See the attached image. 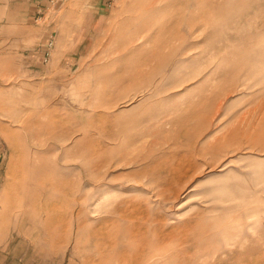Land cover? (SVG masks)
<instances>
[{
    "label": "rangeland",
    "instance_id": "374dc122",
    "mask_svg": "<svg viewBox=\"0 0 264 264\" xmlns=\"http://www.w3.org/2000/svg\"><path fill=\"white\" fill-rule=\"evenodd\" d=\"M47 1L0 18L3 263L81 264L79 222L125 198L171 234L167 264H264V0H188L171 57L120 47L129 0ZM88 143L114 162L80 182Z\"/></svg>",
    "mask_w": 264,
    "mask_h": 264
},
{
    "label": "bare ground",
    "instance_id": "6f19581e",
    "mask_svg": "<svg viewBox=\"0 0 264 264\" xmlns=\"http://www.w3.org/2000/svg\"><path fill=\"white\" fill-rule=\"evenodd\" d=\"M187 1L188 0H129L126 17L124 19L125 22H128V26L123 30L126 36L121 41L120 47H130L133 46L136 39L140 37H142V39H147L153 36L154 38H152L151 43L156 46H163L166 44L165 47L168 50V57H171V52L173 51L169 43L173 37L171 31H179L177 27L178 22L188 23V18H185L184 15L180 16V14L183 13L177 12L179 7L186 4ZM203 1H205V3L209 2V0ZM201 7L206 8L204 4ZM186 8L187 12H189V5ZM176 14H178V18ZM262 26L264 27V19L261 24V27ZM142 33L144 34L142 35ZM157 36H159V39H156ZM185 37L184 34L178 35V38L182 40H184ZM136 48L139 47H134V49ZM153 57L154 54L151 55L149 59ZM167 62L168 61L165 60V63ZM245 63L247 62L245 61L241 65ZM137 74L139 79V81H137L139 84L138 86L142 88L145 85L146 74L143 72H137ZM155 90L156 87L153 91ZM190 105L193 113L196 114L194 106L192 104ZM95 154L99 155V152L91 143L78 147V159L80 158L78 163L80 171L83 174V176L80 175V182L82 177H95L97 175L96 170L99 169L101 165L104 164V167L108 168L111 163L114 162L113 157L107 159L105 156L99 159V156L95 157ZM89 164L92 170H90V174H86L83 169ZM109 183V181L106 182V184ZM122 187L124 186H121V188ZM78 188H80V190L82 188L80 183ZM100 199V197H97L92 207L93 212L98 210L99 205L97 204L101 201ZM140 202L148 207L147 199H142ZM131 204L132 207H129ZM134 204L135 203L127 202L125 198H120L115 205L111 202L107 203L108 206L104 209V216L97 222L87 223L81 221V224L79 222L80 233L78 239L82 242L83 239L81 238L83 233L88 231L89 235L85 243L90 246L87 247L84 244L81 246V264H167L169 258H171L170 254L167 253L166 255L168 245H170L168 240L171 234L160 226H152L154 220L148 210H145V222L139 223L133 215L135 209ZM78 213L79 217H86L87 215V212L83 211L81 206L79 207ZM181 240L185 239L182 238ZM183 248L182 252H187V250ZM93 257L95 262H93ZM188 259H190L189 255L185 260L183 259V262H186Z\"/></svg>",
    "mask_w": 264,
    "mask_h": 264
},
{
    "label": "crops",
    "instance_id": "0c3cea01",
    "mask_svg": "<svg viewBox=\"0 0 264 264\" xmlns=\"http://www.w3.org/2000/svg\"><path fill=\"white\" fill-rule=\"evenodd\" d=\"M19 1H23L27 5V10L20 12L18 9ZM93 5L97 3V0H92ZM48 5L47 0H0V18L5 19L8 23H16L19 19L24 17H35L36 12L41 9H46ZM46 47V46H45ZM45 49V48H44ZM44 49H40L42 53ZM37 61L39 59L37 58ZM0 264H4L2 261V242L0 238Z\"/></svg>",
    "mask_w": 264,
    "mask_h": 264
},
{
    "label": "built area",
    "instance_id": "2783aa9c",
    "mask_svg": "<svg viewBox=\"0 0 264 264\" xmlns=\"http://www.w3.org/2000/svg\"><path fill=\"white\" fill-rule=\"evenodd\" d=\"M54 1L55 0H49L50 3H53ZM52 44H53V41L49 40L46 44L44 51L41 53L43 62H47V59H48L47 57L49 56V49L52 46Z\"/></svg>",
    "mask_w": 264,
    "mask_h": 264
}]
</instances>
